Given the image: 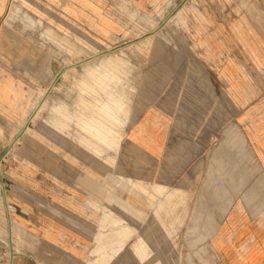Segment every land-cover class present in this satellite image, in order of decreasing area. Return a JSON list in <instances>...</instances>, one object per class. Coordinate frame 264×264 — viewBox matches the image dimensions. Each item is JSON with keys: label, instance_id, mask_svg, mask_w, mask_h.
<instances>
[{"label": "rangeland", "instance_id": "rangeland-1", "mask_svg": "<svg viewBox=\"0 0 264 264\" xmlns=\"http://www.w3.org/2000/svg\"><path fill=\"white\" fill-rule=\"evenodd\" d=\"M253 134L264 0H0V264H227Z\"/></svg>", "mask_w": 264, "mask_h": 264}, {"label": "crops", "instance_id": "crops-1", "mask_svg": "<svg viewBox=\"0 0 264 264\" xmlns=\"http://www.w3.org/2000/svg\"><path fill=\"white\" fill-rule=\"evenodd\" d=\"M264 137H257L254 134L250 136V143L255 149L254 152L259 153V158L261 157V163L264 164V148L261 146L262 139ZM240 222V231L233 236L226 237L224 239L225 245L224 248L219 249L216 247V253L219 258L226 261L229 264L230 256H235L239 254L242 245L252 244L254 242L259 243V251L253 257L257 259L252 264H264V223L260 227L253 226L242 216ZM227 234H225L226 236ZM231 256V257H232Z\"/></svg>", "mask_w": 264, "mask_h": 264}, {"label": "bare ground", "instance_id": "bare-ground-1", "mask_svg": "<svg viewBox=\"0 0 264 264\" xmlns=\"http://www.w3.org/2000/svg\"><path fill=\"white\" fill-rule=\"evenodd\" d=\"M91 58H92V57H91ZM88 59H90V58H88ZM86 60H87V59H86ZM39 109H40V107L37 108V110H39ZM159 193H160V192H159Z\"/></svg>", "mask_w": 264, "mask_h": 264}]
</instances>
